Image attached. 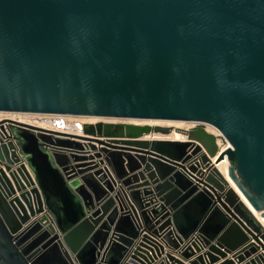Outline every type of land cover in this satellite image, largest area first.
I'll return each mask as SVG.
<instances>
[{"label":"water","instance_id":"95a60500","mask_svg":"<svg viewBox=\"0 0 264 264\" xmlns=\"http://www.w3.org/2000/svg\"><path fill=\"white\" fill-rule=\"evenodd\" d=\"M0 112V264H264V0H0Z\"/></svg>","mask_w":264,"mask_h":264},{"label":"crops","instance_id":"0c3cea01","mask_svg":"<svg viewBox=\"0 0 264 264\" xmlns=\"http://www.w3.org/2000/svg\"><path fill=\"white\" fill-rule=\"evenodd\" d=\"M75 119V117H68L69 121H73ZM95 118H91V119H87V120H93L94 121ZM96 120V119H95ZM112 120H119V119H112ZM70 132H79L82 134L81 131H73V129L69 130ZM173 135V134H172ZM171 135H159V134H145L142 135L140 137H137L138 139H155V138H174ZM163 136V137H162ZM107 138V137H104ZM114 138H126V137H114ZM134 152V151H132ZM17 193H19V191H17ZM253 240V239H252ZM163 244H165V250L171 251L174 253L175 256H177L178 258H180L185 264H223L226 260L231 259L233 260L234 264H246L250 258H252L253 256H255L256 254H251L248 257H246L245 259H243L242 261H239L236 257H233L234 254H232V252H229L228 254H204L206 251H208V246L207 245H200L198 250H194L193 249V253L189 254V255H183L180 253L181 251V246L184 245V243L181 244V246L174 250L171 249L170 247L166 246V243L163 242ZM194 248V247H193ZM261 250V249H260ZM165 254L159 255L156 260L154 261V263H158L159 261L162 260V258H164ZM200 259V263H196V261ZM165 260V259H164ZM166 261V260H165Z\"/></svg>","mask_w":264,"mask_h":264},{"label":"bare ground","instance_id":"6f19581e","mask_svg":"<svg viewBox=\"0 0 264 264\" xmlns=\"http://www.w3.org/2000/svg\"><path fill=\"white\" fill-rule=\"evenodd\" d=\"M5 114H9V113H5ZM5 114H1L0 115V118L1 117H5L6 115ZM13 114V117L11 118H16L18 120H22V121H25V122H30V123H33V124H37V125H40V126H45V127H55L57 128L52 122L50 121H47V120H42L40 119L41 121L38 122V121H30V120H24V118L22 116H17L18 114H21V113H11ZM15 114V115H14ZM17 114V115H16ZM91 118H94V117H91ZM84 120V119H83ZM95 120V119H94ZM152 122V121H151ZM158 122H165V121H158ZM168 122H183V121H168ZM183 123H186V122H183ZM175 124V123H174ZM176 125V124H175ZM180 125V124H179ZM59 129H63V127H58ZM71 129V128H70ZM212 130H215V129H212ZM173 134V135H172ZM171 135L174 137V138H185L186 136L180 132H177V131H173L171 134H170V137ZM163 137V136H162ZM224 148H226V145L222 146L221 147V150H223ZM226 156V154H225ZM217 158V157H216ZM223 159L222 158L221 160L217 161L214 157V162L217 164V166L222 170V172L226 175V177L229 179V182L238 190L237 186L234 184V182L229 178L228 174H227V170L225 168V166L223 165ZM239 191V190H238ZM240 192V191H239ZM242 195V199L246 202V204L251 208V210H253V212H255L257 214V216L260 218V220L263 222L264 224V218H262L258 212L255 211V209L253 208V206L250 204V202L246 199V197H244L243 194Z\"/></svg>","mask_w":264,"mask_h":264},{"label":"rangeland","instance_id":"374dc122","mask_svg":"<svg viewBox=\"0 0 264 264\" xmlns=\"http://www.w3.org/2000/svg\"><path fill=\"white\" fill-rule=\"evenodd\" d=\"M5 113H9V114H5ZM11 113H18V112H0V115L2 114H5L6 116H11V117H13V114H11ZM19 113H21V114H16L17 116H22L23 118H24V120H30V121H38V122H40L41 120H40V118L39 117H41L42 115L41 114H37V113H27V112H19ZM15 115V114H14ZM161 123H166V124H171V123H175L176 125H179V126H181V125H187V123H183V122H168V121H165V122H161Z\"/></svg>","mask_w":264,"mask_h":264}]
</instances>
